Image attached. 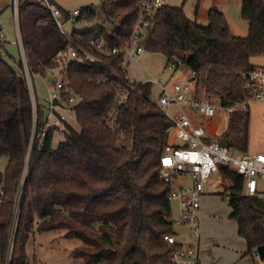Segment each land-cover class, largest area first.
<instances>
[{
	"label": "trees",
	"instance_id": "16d2710c",
	"mask_svg": "<svg viewBox=\"0 0 264 264\" xmlns=\"http://www.w3.org/2000/svg\"><path fill=\"white\" fill-rule=\"evenodd\" d=\"M139 1L104 0L99 10L86 5L72 16V22L96 23L85 31L72 30L69 38L102 63L67 68L79 128L68 126L56 148L54 129L45 132L39 145L47 100L41 104L35 98L34 119L26 78L4 59L5 41L0 40V156L8 158L0 171V264H39L35 258L30 261L26 243L35 232L48 231H61L64 238L80 242L72 250L73 264H172L180 246L163 239L176 233L168 200L172 185L157 175L169 121L149 100L151 83L133 81L135 91L117 108L110 84L115 80L112 73L124 78L125 71L121 53L109 50L130 38ZM60 10L65 20L71 17ZM240 16L248 24L246 36L232 35L217 8L207 11L203 26L188 18L182 5L165 4L140 44L144 51L161 53L166 63L178 59L194 71L197 99L230 107L246 98L243 75L256 68L251 58L264 55V0H241ZM18 28L30 75L45 77L56 53L70 41L38 0H18ZM91 39L102 41L106 50L97 51ZM17 65L23 68L21 60ZM113 112L112 129L108 118ZM249 115L248 106L227 114L218 142L246 152ZM218 175L230 184L225 188L230 218L246 242L245 253L251 254L264 244L262 202L241 194L243 178L233 169L220 166Z\"/></svg>",
	"mask_w": 264,
	"mask_h": 264
},
{
	"label": "built area",
	"instance_id": "2783aa9c",
	"mask_svg": "<svg viewBox=\"0 0 264 264\" xmlns=\"http://www.w3.org/2000/svg\"><path fill=\"white\" fill-rule=\"evenodd\" d=\"M39 4L47 8L65 37L70 41L66 49L58 51L53 59L54 67L51 71H57V77L46 76V84H51L47 91V114L44 127L40 133V142L48 129H54L64 133L70 126V115L72 106L76 103L74 90L66 84V70L73 63L100 62L102 61L94 54L84 48L72 43L69 33L63 29V23L72 22V16L79 14V9L73 10L71 17L65 20L60 8L49 0H38ZM166 0H140V13L133 25L132 34L128 41L120 47L109 50L112 54L121 53L122 62L124 58H136L144 50L140 40L150 26L156 11L165 5ZM12 12L17 25L18 42L20 44V60L23 71L30 75L26 63V53L21 42L18 28V0H12ZM7 36L0 22V40L6 42ZM89 43L97 51H105L102 41L91 39ZM121 62V66H122ZM180 60L169 61L165 68L174 72L179 68ZM115 80L110 84L115 90L114 108L120 107L130 91H135L131 80L126 74L124 78L112 73ZM194 78L195 72H190ZM49 78L51 81H49ZM246 98L230 107H217L206 99H197L193 89V80L182 84L174 82L171 88H166L162 78L153 79L150 83L159 84L162 91L155 100H149L157 105L160 111L169 121L167 130V141L160 156V166L157 175L164 183H171L172 189L168 194L169 201L177 204V214L171 216L170 220L175 227L185 229L186 235L192 240L199 238V208L200 199L205 192L206 185L212 180L220 166L233 169L243 178V191L241 194L255 196L264 202V189L260 188L259 182L264 180V154H250L238 152L218 142L219 137L216 123L217 110L222 116H227L231 111L245 108L249 102L258 101L264 103V68L256 67L243 75ZM44 79V78H43ZM103 82L106 79L102 80ZM96 80L94 83H98ZM31 92V90H30ZM141 94L140 92H137ZM67 95V100L64 99ZM32 96L33 118H36L35 98ZM115 112L108 118L110 127L113 129ZM188 179L189 183L176 185L175 181ZM264 223V219H263ZM179 233L166 234L163 239L170 245L178 244L180 248L172 254V264H199L198 247L194 243H185L181 240ZM264 245V244H263ZM254 263L264 264V253L260 257L257 247L251 252Z\"/></svg>",
	"mask_w": 264,
	"mask_h": 264
},
{
	"label": "rangeland",
	"instance_id": "374dc122",
	"mask_svg": "<svg viewBox=\"0 0 264 264\" xmlns=\"http://www.w3.org/2000/svg\"><path fill=\"white\" fill-rule=\"evenodd\" d=\"M51 1L54 4L58 5L60 8H62L63 10L72 12L73 10L80 9V7L90 4L96 7L97 10H99L100 5L104 0H51ZM183 1H184L183 4L184 12L186 14L189 13L194 15L196 0H166L165 4L179 5ZM240 1L241 0H199L197 6V12H196L197 20L200 22H204L205 11L209 7H212V5H215L224 12L223 14L227 22L229 23V26L231 27L232 31H235L237 33L239 32L244 33L237 35L246 36L248 33V24L240 16ZM206 19H207V14H206ZM0 22L7 36L6 51L8 52V54L5 55L4 59L16 70L17 73L23 75L26 78L29 89L31 90V94L34 96V98H37L39 103L44 104L47 99L48 87H50L51 85V84L49 85L46 84L45 78L46 76L49 75H51L53 78H56L58 75L57 71L56 70L51 71L52 69L51 68L49 69V71H47L45 77L41 75L27 76V74L22 70L23 68L20 69L18 67L17 61L20 60L21 49H20V44L18 42L17 25H16L15 17L12 12V0H0ZM95 24L96 23H93L92 26H88L81 22L67 21L63 23V29L67 33H70L72 30L85 31L94 27ZM138 57L139 58L136 61H134L133 64L136 67V69L134 71L131 70L129 71L130 74L135 76L136 78H141L142 76H144L145 75L144 72H146L145 71L146 68H149V70L153 71L155 68L165 67L166 60L161 53L144 51ZM252 61L258 63L259 65L264 66V55L254 56L251 59V63ZM174 76L177 77L176 79L182 84H187L189 82V78H190L189 70L184 66V64L179 65V68L175 71ZM149 95L152 100L156 99L157 97L156 87H153L151 89V93ZM217 113H220L221 115H217L216 120L220 119L219 117L223 115L218 110ZM69 115H70V125L73 128L78 129L79 127L78 124L76 123L74 113L71 112L69 113ZM225 125H226L225 116H222L221 120H219L217 123L214 124V127H216L217 133L219 135L224 129ZM253 137L255 140H253L252 142V138H251V142L253 144L258 143V141H256L257 136L254 135ZM62 139H63V134L61 132L58 131L54 132L52 137V147L56 148L58 143ZM7 159L8 158L6 155L0 156V171L4 170ZM217 182L221 183V178L219 175H217ZM224 183L228 184V181H225ZM259 184H260V188L264 189V180H261ZM211 196H214L216 198L218 197V195L216 194ZM221 201L222 203L227 204L226 197L223 195ZM261 202H262L261 207L264 210V202L263 201ZM170 203H171L172 216H175L177 213V204L175 201H171ZM199 218L201 224V217ZM228 221L232 222L233 220L228 219ZM225 226H227L225 223L217 219L216 222H214L212 226H210V228L214 231L215 235L218 238L226 237L224 242L221 244L226 245L228 247H231V245L237 247L238 245L237 243H239V241L243 242V240L238 236L234 237V239H231L230 238L231 233L228 232L229 229H227V227ZM200 229L203 235L209 236L211 234V231L209 229V224H205L203 227L200 226ZM177 231L180 232L179 229H177ZM235 242L237 243L235 244ZM79 243L80 242L77 239L64 238L61 231H48L43 233L35 232L34 235L30 237L26 243V252L30 261L33 258H35V260L39 264H73L74 261L72 257V250L75 246L79 245ZM219 250L220 251H217L218 253H216V255L220 256L221 261L223 262L228 261V259H224V258L228 257L229 255L226 254L224 249L220 248ZM234 264H244V263L243 260L240 259V262ZM246 264H251V260L247 261Z\"/></svg>",
	"mask_w": 264,
	"mask_h": 264
},
{
	"label": "crops",
	"instance_id": "0c3cea01",
	"mask_svg": "<svg viewBox=\"0 0 264 264\" xmlns=\"http://www.w3.org/2000/svg\"><path fill=\"white\" fill-rule=\"evenodd\" d=\"M183 4H184V1L181 4L175 5V6L182 5V8H183ZM240 4H241V1H240ZM211 8H217L220 11H222L219 7L212 5V7H209L205 11V21L204 22H200L197 20V17H196L197 13L196 12L194 13V15L189 14V13H187V14L185 13V14L190 20L195 21L199 25L205 26V24L207 23V19H206L207 13L206 12ZM228 26H229V23H228ZM229 30H230L231 34L234 36H241V35H237V34H244L241 32L237 33L235 31H232L230 26H229ZM6 45L7 44L5 42L4 43L5 50H6ZM7 54H8V52H7ZM138 58L139 57H136V58L127 57V58H124V60L122 62V68L124 69L125 74L131 80L136 81V82H142V83H145V82L150 83L153 79L162 78L163 84L166 88H171L174 82H179L176 79L177 77L174 76V73L176 70L174 72H169L166 70L165 67L155 68L153 71L149 70V68H146L145 69L146 72H144L145 75L142 76L141 78H136L135 76L131 75L129 71L130 70L134 71L136 69V67L133 64H134V61H136ZM252 64L255 67L264 68L263 65H259L256 62L252 61ZM189 74H190V71H189ZM189 77H190V75H189ZM153 87H156L157 95L162 91V87L159 84L151 83V89ZM247 106L249 108V114L250 115H249L248 146H247L246 152H248L250 154H256V153H263L264 154V103L258 102V101H251L248 103ZM219 118L220 119H217V120L215 118L213 120V122L215 121L217 123L219 120H221L222 116H220ZM254 135L257 136L256 141H258V143H255V144L252 143L253 140H255L253 137ZM251 138H252V142H251ZM217 175L218 174H216L215 177L212 180H210L209 183L206 185L205 192L200 199L201 205L199 208V217H201V224H200V218H199V238H198V240L195 241V240H192L191 238H188L186 235L185 229H183L181 227H175V228L179 229L180 232L177 231V229H175V231L181 235L180 238L183 242L190 243V244L194 243L197 245L198 255H199V264H234V263L240 262V259L243 260L244 264H246L247 261H250V260H251V264H253L254 260H253L252 255L245 253L247 251L246 242L237 233L236 221H234V219L230 218V213L232 210L231 207L228 204L222 203V201H221L222 195L227 197V195L229 194V191H227L225 193V188H228L230 184L229 183L225 184L224 183L225 181L222 179H221V183L217 182ZM186 183H189L188 179L175 181L176 185H184ZM215 194L218 195L217 198L214 196H211V195H215ZM217 219L221 220L223 223H225L227 225L225 227H227V229H229L228 232L231 233V237H230L231 239H234V237L238 236L243 240V242L245 244L243 242H240L239 240H238L239 243L235 242V244L236 243L238 244L237 247L236 246L234 247V245H231V247H228L226 245L221 244L224 242L226 237L218 238L215 235L214 231L210 228V226H212V224L214 222H216ZM228 219H231L234 222L233 221L229 222ZM205 224H209V229L211 231V234L209 236L203 235L201 233L200 226L203 227ZM240 243H242V244H240ZM220 248L224 249L226 254L229 255L228 257L224 258V259H228V261L223 262V261H221L220 256L216 255V253H218L217 251H220L219 250Z\"/></svg>",
	"mask_w": 264,
	"mask_h": 264
},
{
	"label": "water",
	"instance_id": "95a60500",
	"mask_svg": "<svg viewBox=\"0 0 264 264\" xmlns=\"http://www.w3.org/2000/svg\"><path fill=\"white\" fill-rule=\"evenodd\" d=\"M190 81L193 80V78H190L189 79ZM49 81H51V79L49 78ZM257 251L259 253V256L262 257L263 256V253H264V245H260L257 247Z\"/></svg>",
	"mask_w": 264,
	"mask_h": 264
}]
</instances>
